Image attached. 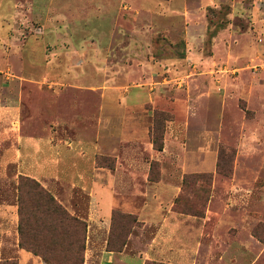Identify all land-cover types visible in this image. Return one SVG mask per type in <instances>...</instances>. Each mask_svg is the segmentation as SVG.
<instances>
[{
    "label": "rangeland",
    "instance_id": "rangeland-1",
    "mask_svg": "<svg viewBox=\"0 0 264 264\" xmlns=\"http://www.w3.org/2000/svg\"><path fill=\"white\" fill-rule=\"evenodd\" d=\"M186 1V20L168 13L171 26H159L165 13L129 0H0V101L45 122L58 142L74 130L48 110L72 96L67 105L89 115L81 127L99 138L96 168L120 166L119 199L131 207L112 211L108 231L88 233L87 195L74 214L55 184L35 179L85 222L82 233L17 183L16 243L35 258L1 250L0 234V264H102L87 255L90 240L105 241L110 264H124L122 253L127 264H264V0ZM201 21L187 45V24ZM125 116L141 139L118 138ZM1 184L9 200L14 190Z\"/></svg>",
    "mask_w": 264,
    "mask_h": 264
},
{
    "label": "crops",
    "instance_id": "crops-1",
    "mask_svg": "<svg viewBox=\"0 0 264 264\" xmlns=\"http://www.w3.org/2000/svg\"><path fill=\"white\" fill-rule=\"evenodd\" d=\"M130 5L136 11L148 9L149 15L158 12L165 13L164 16H160L157 21L159 26H171L167 16H171L168 13H183L184 18L188 17L189 9L187 1L182 0V7L179 11L174 10L173 6L166 1L167 5H163L161 0H155L156 7L151 8L144 4L147 0H129ZM165 2V1H164ZM120 9L116 7L113 12L115 17V24L118 21ZM201 10H198V13ZM157 17V16H156ZM155 17V18H156ZM171 18V17H170ZM188 26V27H187ZM188 30L186 35L189 38V42L193 41L190 32L193 26H204V21L198 24H187ZM113 27H116L115 25ZM197 27V28H198ZM187 40V39H186ZM188 51V49H187ZM197 53H194V57H197ZM189 57V52L187 57ZM70 92L79 88L77 85H70ZM109 90H112L110 88ZM112 91L107 94L112 95ZM138 92V91H137ZM72 96H66L63 105L57 106L55 110L49 109L47 116L52 117L53 124L55 126L66 127L74 130L73 135L69 136V139L54 141V133L48 132L47 128L43 126L45 122L38 120L37 117L32 116L29 108V113L23 120V111L19 104H2L0 101V185L1 182H9V186L12 187L13 195L9 200L0 199V234L2 235L1 250H8L17 256L31 260L33 255H30L27 251L18 248L17 242V183L19 175H28L34 179L39 180L46 186L49 184H55L51 191L52 194L59 200L65 201L66 205H69L71 211L74 214H78L79 209L75 206L74 200L79 195V192H84L87 195V208L85 219L88 223V233H92L94 226L103 228L108 231L110 224V217L112 211L117 208L124 210H130V203L122 202L119 199V193L117 186L119 180L117 176L120 172V166H118L114 172L105 169L96 168L94 154L100 151L99 138L97 142L94 141L95 134L92 128V134L89 133V129H84L81 125L89 123V115L86 111H83L76 107H69V102ZM127 107V106H126ZM128 108V107H127ZM131 109V107H129ZM98 124L106 123L98 118ZM137 123L136 118L125 116L123 119H119L121 128L118 132V138L121 139H141L142 133L140 127L135 125ZM79 125V126H77ZM112 130V128L110 129ZM99 133V132H98ZM110 142L106 139L105 141ZM111 143V142H110ZM111 147L104 146L103 149ZM109 149V150H110ZM132 159H125V162L129 164ZM120 163V161H118ZM131 164V163H130ZM136 165V164H132ZM11 168L13 171L11 173ZM49 181L50 183L46 182ZM63 185L69 186L64 188ZM5 185L0 187V195L7 194ZM51 187V186H50ZM65 199V200H64ZM156 207V206H155ZM151 209L149 205L148 209ZM148 209H142L140 214L148 212ZM138 212V211H135ZM3 236H6L5 238ZM6 238H9L8 241ZM8 247H5V246ZM92 252L100 253L102 264H110L115 255L106 251L105 241H89L87 248V255L90 256ZM29 254V255H28ZM119 261H123L127 264V258L124 253L119 254ZM100 262V263H101ZM104 262V263H103Z\"/></svg>",
    "mask_w": 264,
    "mask_h": 264
},
{
    "label": "trees",
    "instance_id": "trees-1",
    "mask_svg": "<svg viewBox=\"0 0 264 264\" xmlns=\"http://www.w3.org/2000/svg\"><path fill=\"white\" fill-rule=\"evenodd\" d=\"M153 143L156 146V148H158V149L161 148L160 146H157L155 139H153ZM24 186L28 187L27 190L29 192L34 191L35 193H37L39 195L40 198H44L46 201L45 208L50 209L51 212H54L57 216H59L58 217L59 221H61V222L65 221L68 224H71L74 227L81 230L82 233L85 232V229H86L85 222L83 220H81L80 218L74 216V215H70L68 213V211L62 205H60V203H58L54 199V197L44 187H42V185L38 181H36L32 177L20 176L19 180H18V188L20 191V196H21V193L23 192V188H25ZM113 215H112V217H113ZM20 244H23V242L21 241ZM80 261L82 262V260H80Z\"/></svg>",
    "mask_w": 264,
    "mask_h": 264
}]
</instances>
